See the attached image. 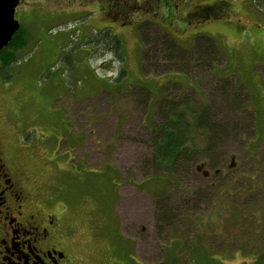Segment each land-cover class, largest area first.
Returning <instances> with one entry per match:
<instances>
[{
  "label": "rangeland",
  "instance_id": "374dc122",
  "mask_svg": "<svg viewBox=\"0 0 264 264\" xmlns=\"http://www.w3.org/2000/svg\"><path fill=\"white\" fill-rule=\"evenodd\" d=\"M213 1L222 3L217 17L199 21L196 13ZM120 4L19 0L15 18L29 40L0 70L1 153L27 177L36 203L59 209L81 264H254L253 254L264 253V233L257 234L264 222V15L252 0H134L127 12ZM148 19L150 41L163 29L185 47L196 33L211 35L221 51L214 73L141 72L146 42L137 25ZM112 34L120 37L119 57L105 47ZM220 76L240 99L215 103L213 117L235 127L216 147L213 165L224 172L205 178L194 170L204 160L195 154L179 181L181 195L207 194L178 210L181 225L164 230L155 209L158 181L144 182L154 172L156 100L187 92L207 103ZM196 143L203 147L205 137ZM224 183L229 190L214 192ZM250 185L251 192L236 190Z\"/></svg>",
  "mask_w": 264,
  "mask_h": 264
},
{
  "label": "trees",
  "instance_id": "16d2710c",
  "mask_svg": "<svg viewBox=\"0 0 264 264\" xmlns=\"http://www.w3.org/2000/svg\"><path fill=\"white\" fill-rule=\"evenodd\" d=\"M132 1L134 0H120L122 11L127 12L126 8L132 7ZM252 1L255 9L264 15V0ZM221 7V1H213L210 4H205L201 8L203 10H199L195 16H198L199 21L215 18ZM152 22L148 19L140 21L137 25L138 32L140 30L141 42H146L140 56L141 72L147 74L151 72L156 74L167 72L189 74L197 67H204L207 72L214 73L221 51L216 40L211 35L196 33L192 38L190 47H185L163 29L158 37L150 41L147 28L149 27L148 24ZM107 30H104V32L107 33ZM28 40L29 34L27 30L23 29L20 25L8 44L0 50V70L10 67L18 59L20 50L27 45ZM107 41L108 44L105 43V47L108 46L109 50L113 49V54L119 57L121 55L120 37L117 34H112ZM97 43L103 45V40H98ZM119 75H124V71H120ZM212 88L210 93L211 101L207 103L197 99V95L187 92L180 95L179 99H173L167 94L156 100L155 111L158 113L159 119L153 122L149 128L152 148L149 161L151 162V167L154 168V172L147 176L144 182L150 177L158 181L157 187L153 190L155 192V209H157L159 225L164 230L168 227L173 228L175 225H181L182 220L179 221V219L182 213L178 210L187 207L192 200H202L207 194V188H203L190 192L196 196L198 195L194 199L191 194L189 196L181 195L185 190L181 191L179 181L184 175L191 173V163L195 154L201 155L204 160L195 165L194 170L197 169L196 171H199L202 169V174L205 178L209 176L215 178L224 172L222 167L216 164L213 165L219 158L218 148L216 147L222 142L221 140L235 133V127L228 122H225L227 124L224 122L220 123V121L213 117L216 107L215 103L216 101H219V103L220 101L227 102L229 95L233 96L235 102L237 99H240L238 94H236L237 92L231 91V85L227 76L218 77ZM194 91L198 94L196 89ZM230 130L231 133L229 132ZM199 136H203L206 139L203 147L196 146V138ZM205 162L212 166L210 169L213 171L205 168ZM144 182L143 186L145 187ZM229 186L227 183L221 186L217 185L214 188V192H226V190H229ZM172 189H177L179 192L174 193L172 191L173 196H170L167 192H170ZM236 190L240 194L251 192L254 189L250 185L247 188L237 187ZM175 194L178 196V199L173 198ZM234 217L236 218L237 214H234ZM205 227H199L200 234L197 235L199 239L200 236L205 234ZM259 227L261 229L258 230L257 234L261 237L264 233V222ZM196 249H199V247ZM253 255L255 256L254 264L264 262V253L257 250Z\"/></svg>",
  "mask_w": 264,
  "mask_h": 264
},
{
  "label": "flooded vegetation",
  "instance_id": "af4514ba",
  "mask_svg": "<svg viewBox=\"0 0 264 264\" xmlns=\"http://www.w3.org/2000/svg\"><path fill=\"white\" fill-rule=\"evenodd\" d=\"M26 180L0 151V264H81L59 209L36 203Z\"/></svg>",
  "mask_w": 264,
  "mask_h": 264
},
{
  "label": "water",
  "instance_id": "95a60500",
  "mask_svg": "<svg viewBox=\"0 0 264 264\" xmlns=\"http://www.w3.org/2000/svg\"><path fill=\"white\" fill-rule=\"evenodd\" d=\"M19 0H0V50L11 40L19 29L20 23L15 18Z\"/></svg>",
  "mask_w": 264,
  "mask_h": 264
}]
</instances>
